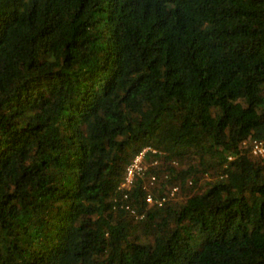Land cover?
Instances as JSON below:
<instances>
[{
    "label": "trees",
    "instance_id": "trees-1",
    "mask_svg": "<svg viewBox=\"0 0 264 264\" xmlns=\"http://www.w3.org/2000/svg\"><path fill=\"white\" fill-rule=\"evenodd\" d=\"M254 138L264 0H0V264H264Z\"/></svg>",
    "mask_w": 264,
    "mask_h": 264
},
{
    "label": "built area",
    "instance_id": "built-area-1",
    "mask_svg": "<svg viewBox=\"0 0 264 264\" xmlns=\"http://www.w3.org/2000/svg\"><path fill=\"white\" fill-rule=\"evenodd\" d=\"M147 152L156 153L155 149H152L149 146L143 147L127 164L124 170V175L121 182L118 185V189L124 190L123 198L126 199L128 197V192L126 190L130 189L134 180L137 177H143L146 172V166L144 163L145 155ZM250 153L255 157H264V139L254 138L250 141ZM232 157L228 156L230 160ZM154 164H156L157 160H153ZM167 175H165L166 177ZM157 181V176L154 173H150L148 175V184L145 183L146 188H155L157 185L155 184ZM189 184L192 182L189 180ZM179 193V185H171L167 188L162 194L158 196H154L150 192H148L145 196V202L147 205H154L157 207L162 206L165 202L175 199L177 194ZM122 207L129 210L131 213H135L134 209L130 207V205L126 202L121 204ZM142 217V215H136V217Z\"/></svg>",
    "mask_w": 264,
    "mask_h": 264
},
{
    "label": "rangeland",
    "instance_id": "rangeland-1",
    "mask_svg": "<svg viewBox=\"0 0 264 264\" xmlns=\"http://www.w3.org/2000/svg\"><path fill=\"white\" fill-rule=\"evenodd\" d=\"M155 159L157 160L156 164H154V162H153L154 159H152L151 161H146V162L144 161V163H145L146 169H148V167L150 165H156V167H157L156 171L159 175V178H157V181L155 184L158 187L159 183H157V182L161 181V178L167 179L169 177V173L165 169V165H164L163 161L160 160L159 158H155ZM169 164H171L175 168V170H174L175 173L178 172L181 168H183L185 166V162L183 160L177 161L175 159H172L169 161ZM165 175H167V176L165 177ZM143 178H144L145 182L148 184V176L144 175ZM189 180L191 181V179H188V181ZM188 181H186V185H185L186 189L188 190L187 193L201 192L206 187V183H207L206 178H201V180L197 183V185H193V183L189 184ZM184 197H185V192H182V193L180 192L176 196V198H178V199H183Z\"/></svg>",
    "mask_w": 264,
    "mask_h": 264
}]
</instances>
